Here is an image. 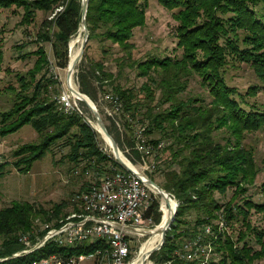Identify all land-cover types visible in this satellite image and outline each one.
Listing matches in <instances>:
<instances>
[{"label":"trees","instance_id":"16d2710c","mask_svg":"<svg viewBox=\"0 0 264 264\" xmlns=\"http://www.w3.org/2000/svg\"><path fill=\"white\" fill-rule=\"evenodd\" d=\"M159 2L172 10L178 22L176 33L178 45L182 48L180 58L155 55L145 60L135 58L133 37L135 29L146 24L149 0H89L88 45L75 72L80 91L96 104L100 90L103 95L112 92L123 100V111L115 116L106 113L105 107L103 110L98 107L100 113L105 114L103 119L107 129L120 149L131 148L134 162L142 160L143 154L136 148L135 135L130 134L133 129L131 119L138 116L142 105L146 106V111L141 113L147 119L146 135L159 130L172 140L164 148L158 147L159 139L149 138L156 148V167L162 151L170 153L165 159L167 169L160 184L179 202L164 244L150 256L155 264H195L196 260L186 259L178 251L183 249L186 240L197 235H203L204 242L212 245L213 256L204 264L254 263L264 257V201L256 202L246 195L260 169L253 151L243 145V138L245 132L264 129V103L251 100L259 91H264V0ZM0 7H15L12 9L14 13L23 8L22 24L33 22L39 9L54 12L59 7L53 17L43 19L37 31L40 41L51 43L55 62L43 45L24 52L22 57H27L30 52L37 55L34 66L25 74H17L21 89L15 92L12 107L0 111L1 136L29 123L41 137L39 144L26 143L15 150L18 158L15 165L28 172L52 144L64 139L73 160H111L118 168L125 169L113 155L108 156L99 147L100 132L83 115L75 111L66 113L61 108L57 98L62 84L56 74L49 72L53 66L67 68L69 65L70 40L82 25V0H0ZM91 41L101 43V57L94 58L89 54ZM116 46L122 50L113 59L119 68L117 76L106 67L108 56ZM2 60L0 47V64ZM243 62L254 69L259 80L245 93L231 86L226 78L229 65ZM128 67H134L139 70V75L148 77L139 93L135 87H125L119 81L123 70ZM193 73L201 77L208 89L209 102H201L202 98L196 96H180ZM107 85L112 89L106 91ZM10 88L14 89L11 85ZM156 90L161 92L160 104L168 103L157 112L149 103L156 98ZM118 123L124 126L123 130ZM222 130L230 132L229 137L224 136L225 141L219 137ZM174 164L179 168H174ZM150 177L154 180L153 175ZM230 187H233V195L222 203L217 193L224 195ZM260 189L264 193V183ZM158 205V201L152 202L145 216L150 217ZM72 206L74 210L76 206L73 203ZM67 207L68 204L62 202L49 212L30 201L18 200L0 208V264H29L52 253L66 256L103 248L105 243L102 240L69 247L50 242L31 253L13 256L25 247L21 235L30 234L35 240L45 232L44 227L36 226V218L41 216L46 223L59 225L69 213L62 212ZM253 209L262 213L261 226L251 220ZM190 212L197 214L193 225L187 219ZM159 214L158 211L156 223ZM168 215L165 214L160 223L164 224ZM221 221L231 229L238 224L236 234L221 227ZM207 225L211 226L209 234H205ZM251 236L259 248L250 241Z\"/></svg>","mask_w":264,"mask_h":264},{"label":"rangeland","instance_id":"374dc122","mask_svg":"<svg viewBox=\"0 0 264 264\" xmlns=\"http://www.w3.org/2000/svg\"><path fill=\"white\" fill-rule=\"evenodd\" d=\"M12 9L16 8L12 7ZM12 9H3L0 7V47L3 51V60L0 64V111H5L12 107L15 100V92L21 89L17 74H25L34 66L37 55L30 52L27 57H22L24 52L34 51L39 47V45H43L48 51L51 60L55 62L51 43L40 41V38L37 37V31L40 29L43 19L53 17L55 12L59 10V7L56 8L54 12H46L39 9L37 10L36 19L33 22L30 20L29 23L25 24L20 22L22 19L23 8L17 9L19 11L18 13H14ZM177 24L178 22L172 15V10L164 7L159 0H149L146 24L143 27L136 28L133 37L135 44V58L145 60L153 55L159 57L170 56L172 58H180L182 56V48L178 45V36L176 33ZM83 39L84 31L82 30V27H80L79 31L73 35L70 40V56L72 50L71 42H75L74 50H77L81 47ZM106 43L109 44L110 42L108 41ZM90 45L91 46L88 49L89 54L94 58L101 57V43L98 41H91ZM121 53L122 50L116 46L113 48L112 53L108 56L109 61L106 63L107 69L112 70L116 76L119 68L113 59ZM76 70L75 66L74 82L79 88V84L75 76ZM49 72L56 74L61 81V90L58 92L61 93L65 90L72 95V90L69 87V79L67 78L68 67L59 68L57 66H53ZM226 78L227 82L231 86H236L243 93L247 92L250 85L259 82L254 69L245 62L229 65L227 67ZM147 79L148 77L139 75V70L134 67L126 68L119 77V81L122 85L125 87H135L136 93H139V88L145 81H147ZM10 85L14 89L10 88ZM104 89L109 91L112 89V86L107 85ZM103 93L104 92L100 90L97 99L98 104L93 101L98 110L99 107L103 110L106 105ZM54 94L55 93H53V95ZM160 94L161 92L156 90V98L153 101L149 100V103L154 105V111L156 112L161 111L168 105V103L160 104ZM141 96L144 97V94ZM180 96L182 98H187L189 96L200 97L202 98L201 102H209L211 100V95L208 89L203 84L201 77L197 73H193L189 76L188 86L186 90L180 94ZM72 99L76 100L79 107L83 109L85 116L87 117L86 119L89 121L88 123L96 129L94 126L96 118L91 108L81 99H75L73 96ZM251 100L264 103V91H259L256 96L251 98ZM82 102H84V104ZM145 111L146 106L142 105L138 116L131 119L133 129L130 134L132 136L135 135L136 129L145 127L147 124V119H145L141 114ZM104 115L105 114L102 115L103 118ZM139 120L142 121L140 122ZM120 128L123 130L124 126L121 124ZM220 134L221 135L219 137L221 141H225L224 136H230V132L227 130H222ZM148 138L159 139L164 143V148L172 141L171 138L167 137V135H163L159 130L149 134ZM40 139L41 137L39 133L29 123L14 132L8 133L7 135H0V208L11 205L13 201L27 200L35 203L37 206H42L44 209L51 212L56 204L66 202L68 207L64 208L62 212H70L73 209L72 199L77 193L85 190L92 183L101 180L105 175L111 174L116 168H118L111 160L101 162H96L95 160H89L86 158L73 160L70 157L71 149L67 144H65V140L63 139L52 144L50 149L46 151L45 155L33 163L28 172L21 171L20 168L15 165V162L18 159L14 154L15 150L26 143L39 144ZM98 144L104 153L108 154V156H114L111 146L107 143L101 132ZM243 145L247 149H251L253 151L256 159V165L260 169L254 184L249 186V190L246 195L251 197L256 202H262L264 201V193L260 189V185L264 183V129L245 132ZM125 150L126 151L121 149L130 162L135 164L140 170H145V174H148V176H150V174L153 175L154 180L161 185L160 183L163 180L164 172L167 169L165 159L170 154L168 150L162 151V157L159 165H157L153 171L145 169L146 167L143 164V159H137L136 162L132 160L133 153L131 152V148L129 146ZM126 152L130 156H128ZM148 161L150 162L151 158L147 159V162ZM173 167L177 169L179 168L177 164H174ZM233 191V187H230L224 195L217 193V197L222 203H225L231 198ZM171 196L175 198L173 195ZM154 201H158L159 205L157 210H153L151 216L146 218L144 223V228H146V230L163 225V223H160L161 220L165 214H169L170 212L169 205L162 195H159L150 189V204ZM176 201L178 202L177 199ZM158 211L160 212L159 222L156 223L155 217ZM196 217L197 214L195 212H190L187 216L189 224L193 225ZM250 217L253 224L258 226L263 224L262 213L253 209ZM167 218L165 220H167ZM44 223L46 222L41 216L35 219V224L38 228H43L45 225ZM236 227H238V224L234 225L233 229H231L228 225L226 226V223L224 226L226 231L233 234H236ZM148 237L149 234H139L132 238L133 244L131 260L139 253L142 244ZM250 241L255 243V241L252 240V236ZM255 247L259 248V245L255 243ZM152 253H150L147 257L144 264H155L150 258ZM212 256L213 251L209 252L206 257L210 258ZM251 264H264V257Z\"/></svg>","mask_w":264,"mask_h":264},{"label":"built area","instance_id":"2783aa9c","mask_svg":"<svg viewBox=\"0 0 264 264\" xmlns=\"http://www.w3.org/2000/svg\"><path fill=\"white\" fill-rule=\"evenodd\" d=\"M103 97L106 100V113L115 116L123 111L124 103L118 95L106 92ZM57 100L66 113L78 112L87 121L83 109L68 91H62ZM118 125L121 126V123ZM135 138L136 148L143 154L145 169L153 171L156 168L154 143L146 135L144 127L136 129ZM163 144L160 141L158 147H163ZM150 158L151 161L147 162ZM132 165L130 168L124 165L125 169L116 168L111 174L77 193L72 199L76 208L61 219L59 225L46 223L43 228L45 232L35 240L30 234L21 235L20 240L25 247L13 256L31 253L50 242L69 247L102 240L105 246L92 252L66 256L52 253L29 264H130L132 238L146 230L145 211L150 207L151 189L145 170ZM220 226H224V221L220 222ZM209 233L211 226L207 225L205 234ZM211 246L210 242H204L203 235H197L186 240L183 249L178 252L186 259L196 260L195 264H204L209 260L206 256L212 252Z\"/></svg>","mask_w":264,"mask_h":264},{"label":"bare ground","instance_id":"6f19581e","mask_svg":"<svg viewBox=\"0 0 264 264\" xmlns=\"http://www.w3.org/2000/svg\"><path fill=\"white\" fill-rule=\"evenodd\" d=\"M82 30L84 29V26L82 25ZM75 39V38H74ZM74 45L75 42H71V56H70V63L68 65V69L69 67H71L73 69L71 78L69 79V87L72 90V96L78 99H87L88 101L90 100L89 97H87L85 94L81 93V91L79 90V88L75 85V80H74V61L80 51V47L77 50H74ZM77 46V45H76ZM94 126L96 127V129L98 131L101 132L102 136L105 138V140L107 141V143L111 146L112 151L114 153L113 147H112V141L111 139L106 135V133L99 127L97 121L94 123ZM118 157L125 162L127 165L133 167L132 163L127 159V157L125 156V154L121 151L118 154ZM162 187V186H161ZM150 188L157 194L162 195V197L165 199V201L168 203L169 205V215L168 218L166 220V222L163 225L157 226L153 229H149V230H142L140 233L142 234H149V237L144 241V243L142 244L139 253L131 260L130 264H144L145 260L147 259V257L150 255V253H152V251L158 246V244L162 241L163 237H164V232L165 230L168 228V221L171 219L172 215H173V211L176 208V199L173 198L172 196H169L166 194L165 190H162L158 185H150ZM163 188V187H162Z\"/></svg>","mask_w":264,"mask_h":264},{"label":"water","instance_id":"95a60500","mask_svg":"<svg viewBox=\"0 0 264 264\" xmlns=\"http://www.w3.org/2000/svg\"><path fill=\"white\" fill-rule=\"evenodd\" d=\"M88 5H89V0H82V15H83V18H82V25L84 26V39H83V42L81 44V47H80V51L74 61V70H75V66L76 64L78 63V61H80L84 55V51H85V48H86V45H87V42H88V38H89V28H88V24H87V11H88ZM72 72H73V69L71 67H69L68 69V76L67 78L70 79L71 78V75H72ZM83 93V92H81ZM85 94V93H83ZM87 97H89L87 94H85ZM89 101L87 99H81L83 100L90 108L91 110L93 111L94 113V116L96 118V121L99 125V127L106 133V135L111 139L112 141V147H113V150H114V156L115 158L123 165H125L126 167L130 168L129 165H127L125 162H123L119 157H118V154L121 152V149L117 143V141L115 140V138L111 135V133L108 131L107 129V126H106V123L100 113V111L98 110V108L96 107L95 103L93 102V100L89 97ZM147 183L149 185H158L162 190H165L166 191V194L169 196H171L170 192L167 191L166 189L162 188L161 185H159L155 180H153L151 177L147 176ZM178 202H177V205H176V208L174 209L173 211V215L171 217V219L168 221V228H170L172 222L175 220V217H176V212H177V207H178ZM167 228V229H168ZM167 229L165 230L164 232V237L162 239V241L158 244V246L153 250H158L162 247V245L164 244V241H165V235H166V231ZM152 251V252H153Z\"/></svg>","mask_w":264,"mask_h":264}]
</instances>
